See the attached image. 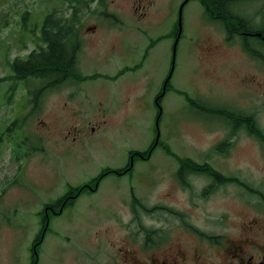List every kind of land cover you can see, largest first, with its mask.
I'll return each mask as SVG.
<instances>
[{
    "label": "rangeland",
    "instance_id": "1",
    "mask_svg": "<svg viewBox=\"0 0 264 264\" xmlns=\"http://www.w3.org/2000/svg\"><path fill=\"white\" fill-rule=\"evenodd\" d=\"M183 1L0 0L1 78L13 74V60L38 50L48 14L74 20L83 42L70 87L46 91L39 108L28 89L41 82L0 87V264H31L44 219L38 264H144L179 251L190 258L200 243L186 224L211 236L242 235L250 227L264 233L263 146L241 134L228 154L222 147L210 152L226 137L225 107L251 113L264 131V60L260 65L237 46L221 47L202 23L200 0L187 4L180 23ZM258 2L262 12L264 1ZM261 22L264 28V13ZM201 35L214 47L213 54L200 51L213 55L215 69L202 71L196 87L194 43ZM181 91L199 108L183 105ZM154 146L150 160H136L133 175L109 174L97 192L64 209L55 205L70 188L119 170L132 153ZM187 160L206 161L229 181L208 188L207 178L193 177L185 187L178 178ZM147 229L158 232L145 251Z\"/></svg>",
    "mask_w": 264,
    "mask_h": 264
},
{
    "label": "flooded vegetation",
    "instance_id": "2",
    "mask_svg": "<svg viewBox=\"0 0 264 264\" xmlns=\"http://www.w3.org/2000/svg\"><path fill=\"white\" fill-rule=\"evenodd\" d=\"M258 1L260 0L257 1L214 0L211 1L212 3H209L207 6H205L203 2H201V6L203 7L204 15H205V19L202 23L207 25L209 28H211L212 31L217 36L220 37L221 47L237 46L242 50L243 53H245V55L248 56L249 59H251L252 61H256L258 62V64H260L264 60V52H263L264 33L260 32L261 24H262L261 22L262 3ZM253 2H256L259 5L260 9L259 8L256 9L252 7L253 5H255V4H251ZM187 4L184 6V8L187 6ZM67 24L75 25L76 22L74 20H71V21H67ZM92 28L93 27L89 29ZM71 32L74 33L75 30ZM178 35L179 33L176 35L175 39H177ZM78 37L80 38V36ZM203 37L204 36L201 35L200 39H196L194 43V48L196 47V51H195L196 54L195 52L194 54L197 61L196 78H195L196 87L198 81L202 82L199 78L204 77L202 71L207 73V70L210 67L213 68V70L215 69L212 63L213 55H211L208 58L209 59L208 60L205 54L203 53V52H209L210 54H213L214 47L211 48V46L207 45ZM80 44L82 48L83 42L80 41ZM39 47L38 50L35 49V51L36 50L39 51L40 50ZM81 48L79 52H77L78 54L77 62H76L77 65L73 64L72 53H69L68 58L65 59L63 67L54 69L55 70L54 74L56 75V78L53 79V82L55 81L56 83L55 84L56 88L54 89H62L64 87H70V85L68 84L71 82L70 81L71 78L59 84L57 75H59L60 72L65 74L66 73L70 74V72L76 73L77 66L79 65L78 61H79V56L81 55V50H82ZM151 48H152L151 46H148L146 53L143 55V59L145 57L149 58L151 54L150 51ZM200 50L203 52H201ZM33 52L34 50L28 53L26 59ZM262 69L264 68L262 67ZM169 79H171V76L169 77ZM169 79H167V81L163 83L164 91L162 92L164 95H166L168 91L169 81H170ZM240 82L246 83V80L242 78ZM200 91H201L200 88H196L195 94L198 95L200 99L205 100L204 96H202L201 94L202 91L201 92ZM181 93L182 94L186 93L182 98L183 105L187 103L188 104L190 103L191 106L193 104L194 105L196 104L195 106L199 108L197 106L199 104H197L193 99H191L190 96H188L187 92L181 91ZM206 101L207 99L205 100V102ZM223 109H227V110L221 111L222 115L220 119L222 121H221L220 129L223 130L226 137L221 142H219L218 145L215 144L216 146L214 145L215 147L213 146L210 152L216 151V153H218L219 148L222 147L223 151L221 152H224V154H228L231 146H233V142H235V140L238 139L241 134H245L248 135L249 137H252L256 141H258L261 144V146H263L264 148V141L260 137V136L262 137L264 136V131H262L259 128V125L257 124L254 115H252L251 113H246L244 110H242L243 113L240 114L239 110H232L227 107ZM92 130H94V128ZM57 139H53L52 141ZM154 148L155 146L150 147V149H148L145 153L137 152L131 154L130 161L125 167L119 170H113V171L107 170L98 177L91 180L86 185L79 187H72L69 189L68 193H66L61 199L64 198L66 201L74 199L76 201L85 192L88 191L92 193L97 192L102 180L109 174H115L116 176H120V177L133 175L136 160H142V161L150 160L155 150ZM187 161L188 163L185 162L184 164L181 165V167L186 168L184 170V172L186 173L185 184L183 185L185 187L188 186L189 178H193V177L207 178V181L209 182L208 188L218 187L220 185L226 184L229 181V179L222 176L217 171V169H215L213 165H210L206 161L203 164L194 162L192 160H187ZM217 175H219L221 179H219ZM219 182L221 183L220 185ZM61 212L58 213L54 212V214L58 215L61 214ZM185 227L188 231L192 232L194 236H197L198 238L197 240L200 243L199 248L193 250V254L190 258L189 255L186 254L184 251H179L169 258L159 259L154 255L153 257H150V259L144 264H264V233L263 234L256 233V230L252 227L246 228L245 229L246 233L242 235L223 234L218 236H211L206 233H203L192 225L186 224ZM150 232L153 231L149 229L146 230L147 233L146 245L143 246V249L145 251L147 249L150 250V248H152V246L154 245L153 242L155 241L153 238L154 235L151 237ZM162 242H164V239L160 241V243ZM203 245H207L210 248V251L205 252L204 249L201 247ZM214 253L217 254L216 256L218 257L217 261L214 258L215 256H212V254ZM126 255L127 254L125 253L124 256ZM113 264H119V263L116 260Z\"/></svg>",
    "mask_w": 264,
    "mask_h": 264
},
{
    "label": "trees",
    "instance_id": "3",
    "mask_svg": "<svg viewBox=\"0 0 264 264\" xmlns=\"http://www.w3.org/2000/svg\"><path fill=\"white\" fill-rule=\"evenodd\" d=\"M75 2L82 4L83 0H74ZM94 1V0H91ZM103 0H101L102 2ZM211 1L214 0H203V4L207 6L209 3H212ZM250 1H257V0H250ZM264 1V0H260ZM78 10H76L77 13ZM264 13V11H262ZM74 16V17H73ZM72 16V19L75 18L76 14ZM67 21H71L67 18H57L55 16V13H51L46 15L43 25L40 28V40L42 44H40L39 51H34L31 53L26 60L16 58L12 62V72L13 74L8 77H0V87L7 83L8 81H14V82H20V83H30V81H41L40 86L36 87L35 90L30 91L32 89H28L31 94H33V100L32 103L35 104L36 107H38L40 103V98L42 95L51 89L56 88L55 81L53 82V79L56 78V75L54 74V69H58L63 67L65 59L68 58V54L72 53L73 57V64L77 65V52H79L81 48L80 39L78 37V33L76 32V25H70L67 24ZM70 32H69V31ZM72 33L71 31H74ZM179 29L176 31V35L179 33ZM260 32L264 33V28H262L261 24V30ZM175 35V38H176ZM68 37V38H67ZM69 47V49H68ZM67 53V56H66ZM59 84L62 82H65L66 80L71 77L70 74L61 73L57 75ZM46 82H49L47 84ZM164 98L163 92L158 94L156 96V104L159 106L162 105ZM12 99H7V102H12ZM39 108V107H38ZM262 140L264 141V136H260ZM133 154V153H132ZM191 162V161H189ZM184 168L183 170H185ZM180 172L179 182L184 185L185 184V177L186 173L184 171ZM219 179V175H217ZM72 190V189H71ZM258 194H261L260 192ZM77 198V197H76ZM262 199L264 201V195L262 196ZM73 200H65L64 198L57 201L56 206H59L60 209L64 208V206H68L71 203H74ZM59 211H56L55 213H58ZM47 221V219H46ZM46 221L44 219V228L41 231V233L36 238L33 248H32V262L31 264H38V247L43 243L44 237L47 231ZM158 231L150 232V236L156 235Z\"/></svg>",
    "mask_w": 264,
    "mask_h": 264
},
{
    "label": "water",
    "instance_id": "4",
    "mask_svg": "<svg viewBox=\"0 0 264 264\" xmlns=\"http://www.w3.org/2000/svg\"><path fill=\"white\" fill-rule=\"evenodd\" d=\"M190 0H185L184 3L182 4L181 8H180V23H181V18H182V13H183V9H184V6L189 2ZM180 31H179V35L176 39V43H175V49H176V45L178 44L179 40H180V36H181V25H180ZM174 54H175V51H174Z\"/></svg>",
    "mask_w": 264,
    "mask_h": 264
},
{
    "label": "crops",
    "instance_id": "5",
    "mask_svg": "<svg viewBox=\"0 0 264 264\" xmlns=\"http://www.w3.org/2000/svg\"><path fill=\"white\" fill-rule=\"evenodd\" d=\"M103 88V87H102ZM103 89H105V88H103ZM101 106V108L103 107L102 105H100ZM105 114H107V112H105L103 115H101V117H103V116H105ZM105 123V122H104Z\"/></svg>",
    "mask_w": 264,
    "mask_h": 264
}]
</instances>
